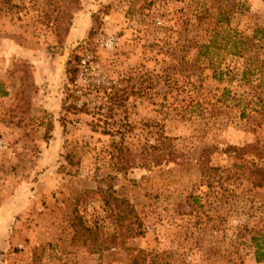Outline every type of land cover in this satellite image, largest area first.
<instances>
[{"label": "rangeland", "instance_id": "1", "mask_svg": "<svg viewBox=\"0 0 264 264\" xmlns=\"http://www.w3.org/2000/svg\"><path fill=\"white\" fill-rule=\"evenodd\" d=\"M8 2L0 264H264V0ZM17 34L33 63L6 53ZM74 215L112 247L71 242Z\"/></svg>", "mask_w": 264, "mask_h": 264}, {"label": "crops", "instance_id": "2", "mask_svg": "<svg viewBox=\"0 0 264 264\" xmlns=\"http://www.w3.org/2000/svg\"><path fill=\"white\" fill-rule=\"evenodd\" d=\"M8 0H0V8L7 6ZM2 18L0 16V26L2 25ZM23 35V34H22ZM7 43H10V50H7V54L10 57L19 56L20 58L26 59L28 63H33V51L26 46L24 38L20 34L12 35L11 38H7ZM3 36L0 33V135L2 138L7 139L10 135L17 133L16 125L9 122L11 108L16 102H18L17 94L20 89V82L17 81V74H14L15 78L9 77L8 69L4 68V64L1 60L4 49L2 48ZM35 84H39L35 80ZM37 100L38 98L35 97ZM36 100L32 99L31 103L35 104ZM13 137V136H12ZM15 142V141H14ZM13 144V143H11ZM11 213L7 210L0 209V245L9 247L10 240L14 234L19 233L16 230V224H12ZM16 214L13 213L12 218ZM13 220V219H12ZM11 220V221H12Z\"/></svg>", "mask_w": 264, "mask_h": 264}, {"label": "trees", "instance_id": "3", "mask_svg": "<svg viewBox=\"0 0 264 264\" xmlns=\"http://www.w3.org/2000/svg\"><path fill=\"white\" fill-rule=\"evenodd\" d=\"M262 32H264V30H262ZM74 62L76 61V65L80 64L81 62V57H74ZM72 62L69 61L67 64L68 66L71 64ZM74 66L73 68L68 67L66 69V74L69 76L68 80L69 81H75L76 77H77V72H78V68L77 66ZM105 92H107V90L105 89ZM109 97L108 99H114L112 101H114V104L116 103L117 97L115 96L116 94L111 95L110 92L106 93ZM62 104H65L64 101ZM232 151L237 150L234 147L230 148ZM260 185L262 186V184H257V186ZM98 192L100 193L101 197H102V201L104 206H106V208H108L109 210L112 207V202L116 203V208H119L121 205L123 204H127L125 201L120 200L116 197H114L113 192L110 190H102L100 188H98ZM128 207V204H127ZM130 209V208H129ZM129 213H132L134 215V217H136V214L134 212V210H132V208L129 210ZM72 230H73V234L71 237V242H75L78 241V243H81L82 246L87 249V251L91 254H100L106 250H109L112 247V244L114 242L115 239V235L111 236L110 239L104 238L99 234V230L97 226L94 227H90L88 225H86L82 218H80L78 215H74L73 219H72V224H71ZM139 227V224L138 226ZM260 238H253V242L254 245L256 247V260L259 262L264 258V253L261 252L262 248L264 246H261L259 241H262V243H264V233H261Z\"/></svg>", "mask_w": 264, "mask_h": 264}]
</instances>
